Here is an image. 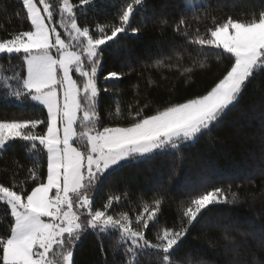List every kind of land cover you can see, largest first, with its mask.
<instances>
[{"label": "snow or ice", "instance_id": "6c2138e0", "mask_svg": "<svg viewBox=\"0 0 264 264\" xmlns=\"http://www.w3.org/2000/svg\"><path fill=\"white\" fill-rule=\"evenodd\" d=\"M95 3L16 0L11 8L0 6L19 24L11 32L7 22L0 27V61L19 66L6 78L4 94L35 113L0 117V154L14 144L31 154L23 162L13 158L14 167L4 173L10 179L0 180V264H78L77 249L89 233L97 238L102 264H196L191 252L177 253L196 224L212 226L214 217L230 216L242 203L231 185L204 183L200 191L189 192L177 219L163 227H158L167 196L162 184L135 220L129 212H117L130 194L127 189L99 202L95 193L133 162L159 156L183 160L187 149L215 139L249 86L258 78L264 84V5L246 18L225 14L217 19L210 0H183L179 17L163 23L180 37L176 43L198 58L185 75L206 68L212 57L223 71L203 92L182 100L170 99L156 109L150 103L130 104L118 122L110 109L105 118L101 95L113 89L99 81H121L135 68L126 63L127 72L105 70L103 57L110 42L145 30L133 22L142 10L147 21L148 0H120L104 22L88 16ZM152 55L156 67L170 66L165 63L172 58L169 50ZM116 113L121 114L119 106ZM259 117L264 121V109ZM150 226L152 239L146 235ZM216 226L231 245L226 251L233 258L225 264H264V224L242 228L229 218ZM241 252L247 257L240 258Z\"/></svg>", "mask_w": 264, "mask_h": 264}, {"label": "trees", "instance_id": "16d2710c", "mask_svg": "<svg viewBox=\"0 0 264 264\" xmlns=\"http://www.w3.org/2000/svg\"><path fill=\"white\" fill-rule=\"evenodd\" d=\"M119 2L120 0H96L95 6L88 10V16L104 22L105 18L114 14ZM182 2L183 0H148L147 21L144 22L146 13L142 10L137 13L133 22V26L140 24L145 30L139 35L128 33L117 42H110L111 46L106 48L103 57L105 70L123 67L127 72L128 68L124 67L126 63H131L135 68L134 72L118 82L100 79L101 87L113 89L102 93L100 99V107L105 110L106 120L109 109L116 120L122 122L128 114L130 104L150 103L156 109L170 99L179 101L194 93L203 92L223 71L220 61L212 57L206 61V68L197 67L190 76L185 75V69L192 67V61L198 58L194 51H186L183 45L176 43L180 37L168 26L179 17ZM15 3L16 0H0V6L8 4L9 8ZM210 3L216 11L217 19H222L225 14L246 18L258 11L264 5V0H210ZM218 4L223 7L218 9ZM156 17L161 19L158 21ZM164 19L168 21V25L163 23ZM6 22L10 25V32L19 27L15 18L10 19V12L5 13L0 7V27ZM207 22L210 24L212 21L209 18ZM201 30L203 31V23ZM162 48L169 50L172 58L165 60L170 66L158 68L155 66L157 57L152 54ZM17 70L19 66L15 61H0V117L28 118L35 115L31 106L19 104L4 94L6 78ZM118 106L121 109L119 115L116 113ZM262 109L264 84L258 78L249 86L240 103L228 113L223 126L215 131L214 140L204 139L187 149L183 160L159 156L139 164H129L95 193L97 201L104 200L110 194L120 195L122 189H127L130 194L126 193L127 199L117 205V212H129L135 220V216L143 211L144 203H150L152 196L161 191L157 185L162 184L163 189L167 190V196L158 227H163L171 226L177 219L189 192L200 191L204 183L223 187L231 185L232 191L240 197L242 203L235 207L230 216L214 217L212 226H205L203 222L196 224L177 253L182 255L191 252L196 264L200 260L207 264H225L233 258V254L226 251L231 245L224 239L222 229L216 224H225L229 218L240 221L242 228L258 229L264 224V121L259 117ZM30 155L20 144H14L0 154V180L10 179V175L6 176L4 173L5 170L10 173L14 167L13 158L23 162ZM23 175H20V179H23ZM154 232L155 229L150 226L146 235L152 239ZM109 244L110 241L105 238L107 259L111 260ZM246 257L247 253L241 252L240 258ZM76 258L78 264H102L104 257L93 234L89 233L83 238Z\"/></svg>", "mask_w": 264, "mask_h": 264}]
</instances>
